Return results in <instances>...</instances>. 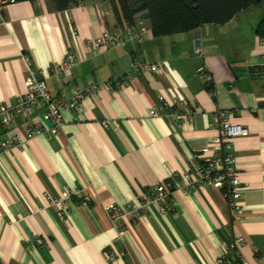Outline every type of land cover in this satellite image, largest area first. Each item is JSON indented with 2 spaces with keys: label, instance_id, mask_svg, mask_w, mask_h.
Listing matches in <instances>:
<instances>
[{
  "label": "crops",
  "instance_id": "crops-1",
  "mask_svg": "<svg viewBox=\"0 0 264 264\" xmlns=\"http://www.w3.org/2000/svg\"><path fill=\"white\" fill-rule=\"evenodd\" d=\"M118 7L110 0H77L60 10L55 0H19L0 15V102L15 103L26 92L27 58L44 71L55 98L113 81L135 59L169 67L136 73L113 88L102 85L81 110L62 112L58 134L35 136L0 154V264H218L236 236L245 242L226 264H264V41L256 32L264 4L225 24L172 34H155L142 12L135 19L145 27L140 41L102 51L87 46L105 29L128 25ZM69 52L79 56L78 65L51 77V64ZM201 65L213 76L215 95L197 74ZM162 94L171 103L185 99L197 106L195 121L171 122L156 109ZM217 109L250 129L231 140L244 185L241 216L233 217L219 189L176 190L174 212L152 209L147 219L125 218L132 258H108L117 236L109 207L137 202L151 187L194 172V155L218 137L211 126ZM30 122L50 127L44 108L32 120L19 118L21 128ZM45 193L67 198L71 212L61 217L56 206L45 207ZM40 237L44 244L31 246Z\"/></svg>",
  "mask_w": 264,
  "mask_h": 264
},
{
  "label": "built area",
  "instance_id": "built-area-1",
  "mask_svg": "<svg viewBox=\"0 0 264 264\" xmlns=\"http://www.w3.org/2000/svg\"><path fill=\"white\" fill-rule=\"evenodd\" d=\"M14 2L16 0H0V15L7 4ZM144 31L145 27L138 23L113 30L105 29L97 38L87 40L86 44L95 51L118 46L125 47L130 41H140ZM201 50L202 47H196L198 53ZM79 61L80 58L75 52H69L63 60L51 64L49 74L51 77H61L78 65ZM27 66L26 92L15 103L0 102V154L28 144L35 136L48 132L58 134L63 126L62 112L64 110H81L85 99L95 95L102 85L113 88V86H119L132 78L136 73L151 71L159 74L169 70V67L161 62L135 59L131 69L113 81L109 80L103 84L92 83L85 88H78L55 98L48 90L44 71L36 68L30 58H27ZM197 74L205 79L207 89L212 95H215L213 76L206 66L201 65L197 69ZM41 108H44V115L50 123V127L44 126L41 122H30L21 128L19 118H24L27 121L32 120ZM156 109L164 112L171 122L179 126L191 124L200 113L199 108L191 102L183 99L177 103H171L163 94L159 96V104ZM231 119L232 113L229 110L217 109L213 112L211 126L217 131L218 137L200 150L205 154L203 158L200 152L194 155L196 160L194 172L190 171L183 176H174L168 182L151 187L140 195L137 202L129 203L126 206L113 205L109 207L108 211L117 236L112 246L107 249L108 258L118 259L126 256L132 258L131 251L125 242V218L129 217L133 222L147 219L151 215L152 209L162 214L174 212L178 206V200L174 195L176 190H181L188 195L201 185L219 189L223 191L233 217L241 216L244 185L240 178V169L231 140L249 135L250 129L244 124L233 123ZM105 126H107V122H105ZM44 200L45 207L56 206L61 217H65L71 212L67 198L45 193ZM86 202L87 199L82 203ZM244 242L243 236H236L230 240L227 249L218 258L217 263L226 264L230 258L229 255L234 251L237 253ZM43 244L44 239L40 237L31 246ZM240 259L242 258L240 257ZM243 264L245 263L243 262Z\"/></svg>",
  "mask_w": 264,
  "mask_h": 264
},
{
  "label": "trees",
  "instance_id": "trees-1",
  "mask_svg": "<svg viewBox=\"0 0 264 264\" xmlns=\"http://www.w3.org/2000/svg\"><path fill=\"white\" fill-rule=\"evenodd\" d=\"M110 1L119 3L117 12L122 14L128 24H135L136 16L147 12L155 34L186 32L204 24H225L250 6L263 4V0ZM55 2L58 9L65 10L77 0H55ZM256 32L264 39V16L260 20ZM230 256L232 255L230 254Z\"/></svg>",
  "mask_w": 264,
  "mask_h": 264
},
{
  "label": "water",
  "instance_id": "water-1",
  "mask_svg": "<svg viewBox=\"0 0 264 264\" xmlns=\"http://www.w3.org/2000/svg\"><path fill=\"white\" fill-rule=\"evenodd\" d=\"M262 3L264 4V0H263ZM195 46H196L197 48H201V41H200L199 39L196 40V42H195Z\"/></svg>",
  "mask_w": 264,
  "mask_h": 264
}]
</instances>
